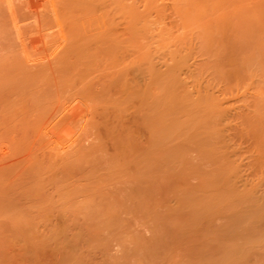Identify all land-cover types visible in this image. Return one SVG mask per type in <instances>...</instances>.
Here are the masks:
<instances>
[{
  "label": "rangeland",
  "instance_id": "1",
  "mask_svg": "<svg viewBox=\"0 0 264 264\" xmlns=\"http://www.w3.org/2000/svg\"><path fill=\"white\" fill-rule=\"evenodd\" d=\"M223 260L264 263V0H0V264Z\"/></svg>",
  "mask_w": 264,
  "mask_h": 264
},
{
  "label": "bare ground",
  "instance_id": "2",
  "mask_svg": "<svg viewBox=\"0 0 264 264\" xmlns=\"http://www.w3.org/2000/svg\"><path fill=\"white\" fill-rule=\"evenodd\" d=\"M121 55H122V54H121ZM114 57H116V56L114 55ZM129 57L132 59L131 56H129ZM130 58H129V59H130ZM131 59H130V60H131ZM138 59H140V58H138ZM138 59H135V60L138 61ZM123 60H124V59H123ZM125 60H126V58H125ZM128 61H129V60H127V63H128ZM134 62H135V61H134ZM131 63H132V62H131ZM140 63H141V62H140ZM118 64H119V63H118ZM131 65H133V64H131ZM115 67H116V66H115ZM115 67H114V68H115ZM138 67H139V65H138ZM138 67H137V68H138ZM117 68H118V65H117ZM117 68H115L114 70H116L117 74H118V72H119L118 75H120V72H121V75H123V80H124V79L126 78L125 75H127V74H124V73H125V71L128 72V71H127L128 69H126V66L123 67L122 65H121V67H119V69H117ZM120 68H121V69H120ZM130 69H131V68H130ZM149 69H150V68H149ZM138 70L141 71V69H138ZM138 70H137V71H138ZM131 71H132V70H131ZM133 71H134V70H133ZM133 71H132V72H133ZM135 71H136V70H135ZM129 72H130V71H129ZM141 72H142V71H141ZM123 80H122V81H123ZM125 80H126V79H125ZM125 80L122 82L123 84H127V80H126V83H125ZM151 80H152V79H151ZM155 80H156V79H155ZM155 80H154V81H155ZM115 82H116V81H115ZM151 82H152V81H151ZM117 83H118V82H117ZM154 83H156V81H155ZM125 86L127 87V85H125ZM128 86H129V85H128ZM156 87H157V86H156ZM126 90H127V89H126ZM145 92H146V91H145ZM149 93H150V92H149ZM155 97H156V96H155ZM144 99H146V97H145ZM147 99H148V98H147ZM146 102H147V101H146ZM144 103H145V102H144ZM145 104H146V103H145ZM149 106H151V105H149ZM152 107H153V106H152ZM155 107H157V105H156ZM146 108H148V106H147ZM150 109H151V108H150ZM153 112H154V114H155V110H153ZM152 115H153V114H152ZM156 115H157V111H156ZM157 117H158V116H157ZM149 118H150V117H149ZM156 120H157V119H156ZM148 125L150 126V124H148ZM154 125H155V122L153 123V126H152V127H154ZM156 126H158L157 123H156L155 127H156ZM152 127H151V129H152ZM157 128H158V127H157ZM152 133H154V136L156 135L155 132H152ZM152 133H150V134H152ZM154 141H155V140H154ZM54 232H55V231H54ZM56 232H57V231H56ZM58 232H59V231H58ZM65 232H66V231H65ZM63 234H64V233H63ZM54 236H55V235H54ZM59 236H61V235H59ZM56 238H57V237H56ZM58 241L60 242V239H59ZM229 244H230V243H229ZM237 244H238V243H237ZM239 244H241V243H239ZM239 244H238V245H239ZM245 244H246V243H245ZM247 244H248V243H247ZM249 244H250V243H249ZM61 245H62V244H61ZM235 245H236V244H235ZM235 245H233V246H235ZM217 246H218V245H217ZM217 246H216V247H217ZM221 246H222V245H221ZM228 247H229V246H228ZM231 247H232V243H231ZM217 249H218V248H217ZM236 249H237V248H236ZM68 250H69V249H68ZM220 250H221V249H220ZM228 250H230V249H228ZM232 250H233V249H232ZM240 250H241V249H240ZM230 251H231V250H230ZM243 251H244V250H243ZM243 251H242V252H243ZM248 251H249V250H248ZM220 252H221V251H220ZM222 252H223V251H222ZM224 252H225V251H224ZM235 252H236V251H235ZM237 252H239V250H238ZM250 252H251V251H250ZM229 253H230V252H229ZM231 253L233 254V252H231ZM239 253H241V252H239ZM248 253H249V252H248ZM232 254H230V255H232ZM237 254H238V253H237ZM209 255L211 256V254H209ZM209 255H208V256H209ZM225 255H226V254H225ZM227 255H228V254H227ZM246 255H247V254H246ZM246 255H245V256H246ZM216 256H217V255H216ZM228 256H229V255H228ZM241 256H242V255H240L238 259L236 258L235 261H238V260L240 261V257H241ZM248 256H249V254H248ZM217 257H218V256H217ZM225 257H226V256H225ZM232 257H233V256H232ZM235 257H236V256H234V258H235ZM228 258H231V257H228ZM244 258H246V257H244ZM244 258L241 257L242 260H243ZM224 259H226V258H224ZM245 260H247V259H245ZM223 261H224V260H223ZM231 262L234 263V261H231ZM245 262H246V261H245ZM245 262H244V263H245ZM225 263H226V262L224 261V264H225ZM227 264H228V263H227ZM231 264H232V263H231ZM234 264H235V263H234ZM245 264H246V263H245ZM247 264H248V263H247ZM262 264H264V263H262Z\"/></svg>",
  "mask_w": 264,
  "mask_h": 264
}]
</instances>
